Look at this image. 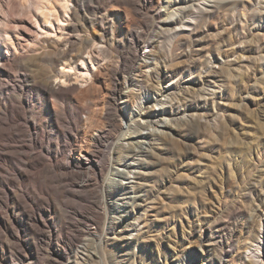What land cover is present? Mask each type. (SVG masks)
I'll return each mask as SVG.
<instances>
[{
	"label": "rangeland",
	"instance_id": "1",
	"mask_svg": "<svg viewBox=\"0 0 264 264\" xmlns=\"http://www.w3.org/2000/svg\"><path fill=\"white\" fill-rule=\"evenodd\" d=\"M69 7L45 24L31 0H0V264H264V0ZM78 52L89 76L60 98L20 66ZM85 153L111 164L93 198L75 186ZM119 192L130 213L110 222Z\"/></svg>",
	"mask_w": 264,
	"mask_h": 264
},
{
	"label": "bare ground",
	"instance_id": "2",
	"mask_svg": "<svg viewBox=\"0 0 264 264\" xmlns=\"http://www.w3.org/2000/svg\"><path fill=\"white\" fill-rule=\"evenodd\" d=\"M25 1H28V0H25ZM69 2H70V0H31V5L33 8V10H32L33 16L39 17V19L42 20L43 23H45V24H51L54 18H56L57 20L64 23V21L66 20V19H64V17H67V15H69V12H70ZM38 25L40 27L39 23H38ZM61 28H63V26H61ZM43 29H45V28L43 27ZM8 32L9 31L7 29L2 28V24H0V43L1 44L4 43L5 45H7L6 39L11 40L10 36L8 34L6 35V38H5V34ZM10 42L11 43L9 45L14 46V48H13L14 53H16V51L18 50L17 46H15L13 41H10ZM6 48H9V47H6ZM70 53H71L70 49L63 50L61 53V58H66L67 56H69ZM46 54L49 55L48 52H43L41 55L44 56ZM83 56H84L83 52H78L75 54L76 59L80 60V62L78 64H72V63H68V62H64L63 64H52L53 69H51L50 71L42 70L38 66L33 68L32 64H20V66H22L24 69H29V70L35 71V73H36L34 75L35 82L39 83V85H43V83H47L46 85H44V91L54 93V94L58 95L60 98L61 93H63V91H64V89H63L64 84H66V83L71 84L72 81H74V83H75V81L77 82V81H81V80L88 78L89 73H90L89 71H90L91 67L89 66L87 68V60H86L87 58L85 59V57H83ZM90 58L93 61L92 64H95V62L93 60L94 58L92 57V55L90 56ZM63 61H65V60H63ZM83 68H87V70L83 71ZM171 128H173V126ZM3 130L10 132V129H8V128H4ZM44 137H45V131L42 132V138H40L38 135L34 136L33 134H31L30 139H29V143H30L29 147L30 148H33L35 146L43 147L44 146ZM129 144L130 145L128 147H125V145L122 143L118 148H116V149L114 148L115 150L113 149L115 154L120 156V157H118L119 160L123 159V157H121L123 154H126L128 157L133 156L135 154L134 151H136V146H137V145H135V144H137L136 141L130 140ZM140 148H142V150L143 149L145 150L144 144H141ZM93 157H94L93 154L85 153V154H83L82 157H80L76 161V163L79 165L82 164V165H84V167L85 166L89 167L88 168L89 173L82 176L81 180L79 182H76V184H75V186L78 187L80 191H88L92 198L95 197V194L100 193L102 183H101L99 177L104 173V171L107 167L111 166L110 160H106L102 163H97L93 160ZM35 160H36V158L34 157V155L30 154V156L27 157L26 161L28 163H32ZM46 170L51 172L50 167H47ZM122 173H124V169H120L119 167H117L115 175H123ZM110 182H112V184H114V182H116V181L113 178H111ZM132 188L134 189V187H132ZM119 195H122L121 197L123 200V197H124L123 193L119 192ZM104 198H105V195H104ZM102 200L103 199H98V201L100 203ZM108 202H110V200H108ZM128 202L129 201H126V200H123L122 203L116 202V208L118 211L115 214L112 213V216H111L112 219L110 220V222H115L113 220V218L115 216H117L116 217L117 219L122 220V217L129 215V213H130V209H129L130 202L129 203ZM88 208H91L90 203L88 205ZM91 222L93 224H96L98 229L102 230L103 219H102V216L100 213L95 212L94 216L92 217ZM259 225H260V223H259ZM87 232L90 233L91 230L87 231ZM259 232L253 233L254 239L260 237ZM92 235H93V237L96 236L99 239V241L101 242L102 235L97 236V235H95L94 232H92ZM79 237H80V235H77V237L73 239L74 242H77L79 240L78 239ZM50 247H51V249H53L55 251V248L53 247V245H51ZM76 258H78V256H76Z\"/></svg>",
	"mask_w": 264,
	"mask_h": 264
}]
</instances>
